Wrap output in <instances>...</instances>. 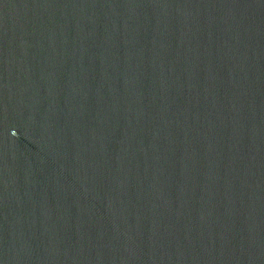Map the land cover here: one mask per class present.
<instances>
[{
    "label": "water",
    "instance_id": "water-1",
    "mask_svg": "<svg viewBox=\"0 0 264 264\" xmlns=\"http://www.w3.org/2000/svg\"><path fill=\"white\" fill-rule=\"evenodd\" d=\"M0 264H264V0H0Z\"/></svg>",
    "mask_w": 264,
    "mask_h": 264
}]
</instances>
